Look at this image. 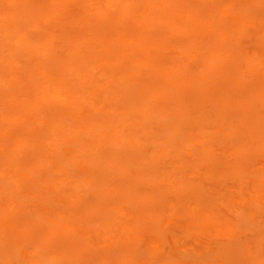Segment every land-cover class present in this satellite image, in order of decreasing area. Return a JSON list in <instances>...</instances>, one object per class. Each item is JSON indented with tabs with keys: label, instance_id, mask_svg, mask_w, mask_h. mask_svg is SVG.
<instances>
[{
	"label": "rangeland",
	"instance_id": "1",
	"mask_svg": "<svg viewBox=\"0 0 264 264\" xmlns=\"http://www.w3.org/2000/svg\"><path fill=\"white\" fill-rule=\"evenodd\" d=\"M0 264H264V0H0Z\"/></svg>",
	"mask_w": 264,
	"mask_h": 264
}]
</instances>
